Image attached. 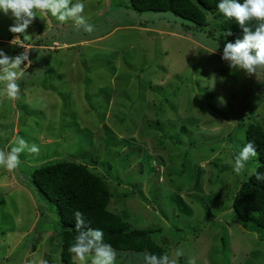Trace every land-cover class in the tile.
<instances>
[{"label": "rangeland", "instance_id": "374dc122", "mask_svg": "<svg viewBox=\"0 0 264 264\" xmlns=\"http://www.w3.org/2000/svg\"><path fill=\"white\" fill-rule=\"evenodd\" d=\"M82 2L92 33L40 11L25 34L12 33L0 13L9 56L24 51L11 37L36 43L18 97L0 95V151L19 138L39 148L21 152L14 170L0 166V264H65L56 208L31 176L60 161L101 176L109 209L131 229L153 230L166 254L180 249L177 264H264V230L232 220L261 164L257 156L233 171L248 125L264 129V67L248 75L221 59L218 11L197 28L172 13H137L129 0ZM142 259L117 252L116 264Z\"/></svg>", "mask_w": 264, "mask_h": 264}, {"label": "trees", "instance_id": "16d2710c", "mask_svg": "<svg viewBox=\"0 0 264 264\" xmlns=\"http://www.w3.org/2000/svg\"><path fill=\"white\" fill-rule=\"evenodd\" d=\"M131 8L137 13H172L192 22L197 28H204L207 12H216L218 0H129ZM223 18V17H222ZM224 20V18H223ZM256 24L255 20L248 22ZM192 30V29H191ZM231 31L232 36L226 37ZM243 33L234 19L225 18L222 36L218 38L223 53L227 41L235 42ZM32 60V57H31ZM247 143L252 142L257 148L261 162L257 168L264 172V129L250 124L246 130ZM33 183L55 206L60 231V255L65 264H76L68 248L77 235L74 213L80 211L91 228L104 232L105 242L110 243L117 252L130 253L142 257L144 252L162 255L165 250L158 245L153 230L131 229L126 216L112 212L109 207L113 195L105 180L91 172L87 165L71 161L46 164L34 170ZM233 222L249 227V224L264 230V182L257 181L255 175L242 183L233 204ZM33 249L36 250L35 247ZM34 250V251H35Z\"/></svg>", "mask_w": 264, "mask_h": 264}, {"label": "clouds", "instance_id": "9594fccd", "mask_svg": "<svg viewBox=\"0 0 264 264\" xmlns=\"http://www.w3.org/2000/svg\"><path fill=\"white\" fill-rule=\"evenodd\" d=\"M84 8L82 0L74 3L72 0H0V13L13 19L9 31L19 34L26 33L37 17V11L43 12L45 16L51 15L60 23L72 20L77 29L82 27L85 32L92 33L93 25L82 15ZM216 9L225 18L234 19L243 33L242 38H237L235 42L226 40L221 59L230 61L228 67L231 69L239 67L248 75L256 73L257 68L264 67V0H218ZM251 20L256 21L254 26H249L248 22ZM225 35L228 37L233 33L228 31ZM29 61V48L24 47L23 52L9 56L0 47V95L9 100L18 97L17 80L29 67ZM219 103L226 105L227 100L219 97ZM26 148L32 153L39 152L38 146L33 144L29 147L23 138H19L17 146L0 151V166L9 171L16 169L20 163L19 154ZM257 156L254 143L242 145L235 154L233 171L239 175ZM249 175H255L257 181L264 182V172L252 169ZM74 217L77 235L68 248L69 253L73 254V260H79L80 264H116L117 251L110 243L105 242L103 230L88 227L80 211H76ZM182 255L180 249L175 251L174 256L144 252L142 264H177V258ZM188 264H195V260L189 259Z\"/></svg>", "mask_w": 264, "mask_h": 264}, {"label": "crops", "instance_id": "0c3cea01", "mask_svg": "<svg viewBox=\"0 0 264 264\" xmlns=\"http://www.w3.org/2000/svg\"><path fill=\"white\" fill-rule=\"evenodd\" d=\"M116 29H119V27H117V28H115V30ZM123 29V28H122ZM114 31V30H113ZM112 31V32H113ZM112 32L111 33H109L108 35H110V34H112ZM6 37L5 38H2V39H0V43L1 44H4L5 42H6ZM11 40H14V42L13 43H16V44H20V48H22V49H24V47L25 48H29V59H30V61H29V65H30V67H28V70H25L24 72L26 73L27 71H30L32 68H34L35 66H34V63H33V61L31 60V54H30V52H31V50H32V48H34L35 46L34 45H32V44H36V43H30V42H27L26 40H24L23 38H18L17 37V39L15 40V38L14 37H11V39H10V43H11ZM24 40V41H23ZM99 41V40H103V38L102 37H100V38H98V39H95V40H92L93 42L94 41ZM21 41V42H20ZM85 42V41H84ZM10 43H8V44H10ZM40 44H42V43H40ZM53 44H60L59 43V41H58V43H56V42H54ZM62 44V43H61ZM63 44H66V43H63ZM21 45H23L24 47H22ZM76 45V44H75ZM30 46H31V48H30ZM36 48V47H35ZM24 73V74H25Z\"/></svg>", "mask_w": 264, "mask_h": 264}]
</instances>
